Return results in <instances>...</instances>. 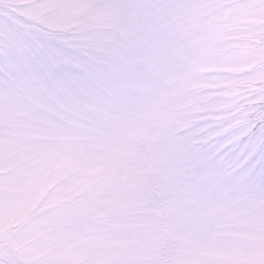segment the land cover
Wrapping results in <instances>:
<instances>
[{"label": "snow or ice", "instance_id": "6c2138e0", "mask_svg": "<svg viewBox=\"0 0 264 264\" xmlns=\"http://www.w3.org/2000/svg\"><path fill=\"white\" fill-rule=\"evenodd\" d=\"M0 264H264V0H0Z\"/></svg>", "mask_w": 264, "mask_h": 264}]
</instances>
